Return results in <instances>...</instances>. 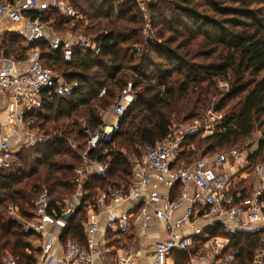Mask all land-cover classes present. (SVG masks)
<instances>
[{"label": "trees", "instance_id": "obj_1", "mask_svg": "<svg viewBox=\"0 0 264 264\" xmlns=\"http://www.w3.org/2000/svg\"><path fill=\"white\" fill-rule=\"evenodd\" d=\"M75 3L87 17L86 24L65 19L54 6L34 14L39 13L49 30L61 35H84L101 43L102 50L96 54L77 49L72 63L67 64L61 52L52 51L49 34L37 43L44 64L61 72L66 83L77 84L78 88L70 97L49 90L43 93L45 105L36 118L41 132L53 135L52 140L15 147L19 143L16 139L11 144L13 169L0 171V264L9 256L19 264L36 262L41 254L38 236L25 234L18 221L9 215L8 208L17 207L19 214L30 220L36 200L46 191L57 219L62 218L60 205L75 196L76 170L82 163L68 141L86 142L82 123L92 132L98 131L104 114L129 84L138 94L137 103L121 122L123 130L113 143L101 146L94 154V160L107 166V174L90 178V189L87 185L88 194L81 208L60 237L64 244L73 240L85 246L87 236L82 223L87 219L89 206L100 192L113 185L110 179L123 173L133 175L124 149L140 156L139 148L156 147L170 133L174 121L189 125L212 104L222 114V120L213 134L184 139L178 167L191 166L199 156L219 155L214 153L250 138L258 123L264 127V0H155L150 4V12L157 17L156 27L161 31L156 42L143 40L142 16L134 0ZM161 4L171 8L166 20L159 16ZM165 33L169 38H164ZM2 42L8 54L15 52L25 58V38L11 35ZM140 45L146 47L143 53L134 50ZM219 82L228 85L225 93ZM218 96L222 98L213 103ZM235 100L228 109V103ZM118 141H123L126 148L116 150ZM232 150L237 149L228 151ZM262 156L264 130L256 152L249 159L255 164L264 161ZM210 239L198 241L195 249L203 253ZM232 242L234 249L240 251L239 258L256 254L252 244L244 242L243 246L238 238ZM189 259L187 253L179 252L176 264H189Z\"/></svg>", "mask_w": 264, "mask_h": 264}, {"label": "built area", "instance_id": "obj_2", "mask_svg": "<svg viewBox=\"0 0 264 264\" xmlns=\"http://www.w3.org/2000/svg\"><path fill=\"white\" fill-rule=\"evenodd\" d=\"M139 2V0H137ZM150 1V0H147ZM76 0H0V28L3 25L14 23L29 28L28 37L25 38L24 48L26 56L24 62L18 57L10 59L1 53L0 58V89L12 99L10 109L5 113L10 132L5 135L0 131V171L13 169L14 152L10 138L24 137L28 141L40 143L52 140L53 137L41 132L36 115L44 108L43 93L46 90L55 95L70 97L74 94L77 84L70 85L65 82L62 73L54 71L46 66L42 60V51L37 43L47 34L51 37V49L53 52H61L65 63H72L77 49L90 50L96 54L102 50V44L84 36L75 34H58L48 29L39 13L46 12L54 6L65 19L73 23L86 24L85 14L76 6ZM142 12L145 14L146 24L143 33L148 36L151 33V19L147 12L144 0L139 2ZM39 12L38 14H34ZM19 27V32L24 27ZM48 29V30H47ZM143 53V52H140ZM104 92L100 96H103ZM138 94L133 85L117 96L115 104L107 111L102 127L92 132L83 123L81 132L86 136V142L69 140V144L82 163L76 170L75 183L77 192L68 199L61 207L62 218L72 214L81 208L84 199V187L89 178L91 166H95L96 173L105 177L107 166L93 159L94 154L101 146L110 145L122 132L121 122L129 114V109L137 103ZM215 102L217 100H214ZM116 115L118 121L110 123L109 115ZM216 105L212 104L209 109L187 127L171 129L170 133L156 147L142 145L139 150L141 160L134 168V179L129 189L118 187L114 184L103 191L95 200L88 212L87 221L83 223L87 236L86 245L82 246L78 241H69L62 256L55 254V246L60 241V228L65 226L62 218L57 219V213L53 208L52 199L47 193L41 194L35 202V209L30 220L19 214L17 207L8 208L9 215L17 220L25 234H35L39 238L42 251L40 263L42 264H97L106 262L108 247L99 248L96 235L100 230V212L107 208L110 226L116 227L120 236H125L130 229V223L126 218H117L115 208L127 199H134L144 203L145 207L136 216V220L146 226L153 218L162 221L170 237L166 241H159L155 245V261L153 264H167V260L173 251L191 252L192 236L200 234L194 232L189 237L181 238L176 231L183 225L191 222L198 214L206 218L226 220L229 224L241 226L246 224L261 225L264 227V197L257 194L250 200L240 205H233L230 196V177L219 173L218 168L229 159H240L238 150H232L211 158H201L191 166L178 167L180 147L188 136L199 134L211 135L217 124L222 120ZM61 139V136L59 137ZM264 183V165H258L255 169ZM156 179L159 184L167 188L182 185L178 201L170 202L164 207H157L163 199L155 188L148 197L143 194ZM194 186L195 192L189 189ZM183 200L189 202L185 213L177 220L171 217L174 210L182 206ZM106 206V207H105ZM151 208V209H150ZM227 244L220 239H210L205 244L207 254L199 258L192 256V262L207 261L208 264H237L236 258L240 255L237 249L231 250L223 256L221 250ZM140 252H125L123 249L116 252L115 264H137ZM103 263V264H104ZM4 264H19L9 256L4 259ZM252 264H264V248L257 250Z\"/></svg>", "mask_w": 264, "mask_h": 264}, {"label": "crops", "instance_id": "obj_3", "mask_svg": "<svg viewBox=\"0 0 264 264\" xmlns=\"http://www.w3.org/2000/svg\"><path fill=\"white\" fill-rule=\"evenodd\" d=\"M23 26L21 24H14L9 23L3 25L0 28V58L1 53L4 52L5 56L10 59L20 58V56L15 55V52L7 53L5 48L3 47V38L6 36L11 35H18L21 38H27L29 33V28L26 26L22 32H19V27ZM22 45V44H21ZM24 46V43H23ZM15 55V56H14ZM23 62L24 60L20 58ZM1 67V64H0ZM12 105V99L9 96H5V94L0 89V131L7 135L10 132L9 125L7 123V119L5 118V113L10 109ZM107 113V112H106ZM106 113L103 116V121L105 119ZM108 121L110 123H114L118 121L116 115L111 114L108 117ZM18 139L19 144L25 139L24 137H16ZM239 151V150H238ZM140 152V150H139ZM240 159L231 158L224 162L222 166L218 168L220 174L229 176L230 177V196L232 198V202H239L238 205L244 203L246 200H250L257 194H262L264 197V183L260 179L258 173L255 171L258 165H254L250 161V156H244V154L239 151ZM141 160L140 156H134L132 159L128 160L131 165L130 173L132 172L134 175V168L137 163ZM103 163V162H102ZM104 164V163H103ZM194 164V163H193ZM192 164V165H193ZM131 173V174H132ZM128 175H124V173L120 177H116L114 179H110L111 183L118 187H125L127 189L130 188L131 183L134 177ZM252 176V180L249 182V178ZM91 177H103L96 173L95 166H91L89 170V178L85 184L84 191H85V198L88 194L86 187L90 189L89 180ZM237 180L238 182L235 185L232 184ZM157 189L159 196L163 199V202L157 207H164L167 203L178 201L180 198V192L183 189L182 185L177 184L173 188H167L162 184H159L156 179L153 180L151 186L145 191L143 194L144 197H148L149 194L154 190ZM195 187L191 186L189 191L191 194L195 192ZM102 192H100L101 194ZM99 194V195H100ZM98 197V196H97ZM85 200V199H84ZM189 202L187 200H183L182 206L174 210L171 214V217L174 220L179 219L186 211L187 207L189 206ZM92 205L89 206L87 210V217L88 212L90 211ZM106 207V206H105ZM145 207L144 203L141 201H136L134 199H127L124 200L115 208V215L117 218H126L130 223L129 232L125 236H120L117 231L116 227L110 226L109 217L107 208H103L100 212V230L96 235V242L99 248L108 247L110 252L107 254L106 262H98L97 264H115V255L116 252L119 250H124L125 252H140L141 256L138 257L137 264H153L155 261V245L159 241H166L170 237L169 232L166 230L165 225L162 221L153 218L147 222V225L144 227L141 223L136 220V216L139 212ZM151 209V208H150ZM74 216L69 223H64L65 226L60 228V234L62 235L63 230L72 222ZM87 221V219H86ZM85 221V222H86ZM84 223V222H83ZM82 223V228L84 230ZM200 231V234L193 237L192 236V246L191 252L185 251H173L167 260V264H176L177 255L179 252H185L189 256V264H208L207 261L200 262H192V256L199 258L200 256L207 254L208 251L204 247V252L201 253L200 250L195 249L196 246L193 248L194 244H197L198 241L207 239V237H211V239H220L222 242L227 244L221 250L223 256H226L230 253L231 250H234L232 246L233 242L232 239L238 238L242 241V245L244 242H247L248 245H251L253 250L256 251V247L264 248V227L261 225H252L246 224L241 226H235L229 224L226 220H219L214 218H206L203 214L196 215L195 218L191 220V222L181 226L176 233L180 235L181 238L189 237L194 232ZM85 233V231H84ZM214 233L215 235H213ZM61 237V236H60ZM242 238V239H241ZM261 238V242L257 241ZM73 241V240H69ZM68 241V242H69ZM62 243L61 239L56 243L55 246V254L57 256H62L63 251L66 249L67 244ZM257 243V244H256ZM256 244V245H255ZM38 248L40 249V243H38ZM42 254V251H41ZM36 257V262L34 264H42L40 263L41 258ZM251 258L246 257H237L236 263L237 264H252L254 260V256Z\"/></svg>", "mask_w": 264, "mask_h": 264}, {"label": "rangeland", "instance_id": "obj_4", "mask_svg": "<svg viewBox=\"0 0 264 264\" xmlns=\"http://www.w3.org/2000/svg\"><path fill=\"white\" fill-rule=\"evenodd\" d=\"M134 2H135V4H136V7L138 8V10H139V12H140V14H141V16H142V23H143V28H144V24H146V19H145V14L142 12V10H141V7H140V5H139V2H141V0H139V2L137 1V0H134ZM144 2L146 3V5H147V12H148V14H149V18L151 19V33L148 35V36H146L144 33H143V40L144 41H146V42H149L150 40H154L155 42L157 41V40H159L160 38H159V36L161 35V31H158V29H157V27H156V25H157V17H155V16H153L152 14H151V12H150V4H152V3H155V0H150V1H147V0H144ZM171 15V8H169V6H167V5H165V4H161L160 6H159V16H163V18H164V20H166V18H169V16ZM164 38L166 39V38H169V35H168V33H165L164 34ZM164 39V40H165ZM164 40L163 41H159V42H164ZM143 41V42H144ZM160 44V43H159ZM134 50L135 51H138V52H144L145 50H146V47H145V45H140V46H135L134 47ZM219 86H220V88L224 91V93L227 91V89H228V85L225 83V82H219ZM222 98V96H218V97H216L214 100H220ZM214 100H213V103H214ZM236 102V100L234 101V102H230V103H228V109H230V107L231 106H233V104ZM180 122H173V129H175V130H179V129H177V128H179V127H181V126H183V127H187V126H189V125H185L186 124V122H183V123H181V124H179ZM190 124V123H189ZM181 125V126H180ZM263 130H264V127H263V125H261L260 123H258L257 125H256V128H255V131H254V133H253V135L250 137V138H248V139H243V140H240L236 145H234V146H231V147H229V148H224L223 150H217L214 154H223V153H225V152H227L228 150H230V149H237V150H239V151H241L243 154H244V156H251L252 154H254L255 152H256V150H257V147H258V141H259V139H260V137H261V134H262V132H263ZM206 135H208V134H200V135H198V137H204V136H206ZM49 136H52V137H54L53 135H49ZM11 139H13V140H11ZM10 142H11V144L12 143H16V137H14V136H12L10 139ZM48 141H50V140H48ZM119 142V141H118ZM18 143V142H17ZM31 144V145H38V143H34V142H32V141H28L26 138L22 141V143H18V144H16L15 145V147H20L21 146V144H23V145H27V144ZM124 147H125V143H123V141H120L119 143H117L116 145H115V149L116 150H121V149H124ZM72 148V147H71ZM126 148V147H125ZM15 150V149H14ZM73 150V149H72ZM124 153H125V155L124 156H126L129 160L130 159H132L133 157H134V153L133 152H130V150H128L127 151V149L125 150L124 149ZM214 154H210V155H214ZM262 157H264V156H262ZM199 158H203V157H197L196 159H198L199 160ZM263 160H264V158H262ZM254 165H264V161H261V162H258V163H255ZM252 180V176L249 178V182ZM238 181L237 180H235L234 182H232V184L233 185H235V183H237ZM44 193H46V191L44 192ZM9 213V212H8ZM196 245L194 244L193 245V248L195 247Z\"/></svg>", "mask_w": 264, "mask_h": 264}, {"label": "water", "instance_id": "obj_5", "mask_svg": "<svg viewBox=\"0 0 264 264\" xmlns=\"http://www.w3.org/2000/svg\"><path fill=\"white\" fill-rule=\"evenodd\" d=\"M71 219H72V214L71 213L68 214V215L63 216V218H62V220L64 222H66V223H69L71 221Z\"/></svg>", "mask_w": 264, "mask_h": 264}]
</instances>
